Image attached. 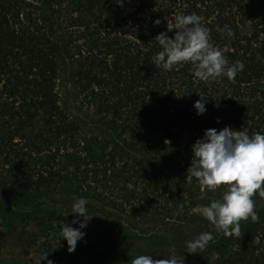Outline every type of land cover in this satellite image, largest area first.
I'll return each mask as SVG.
<instances>
[{"label":"trees","instance_id":"obj_1","mask_svg":"<svg viewBox=\"0 0 264 264\" xmlns=\"http://www.w3.org/2000/svg\"><path fill=\"white\" fill-rule=\"evenodd\" d=\"M192 13L230 64L244 63L235 79L153 64L155 37ZM225 127L264 134V0H0V254L15 244L48 254L41 264H264V197H253L259 222L228 237L198 211L227 185L184 175L195 142ZM80 198L93 218L69 253L61 229ZM206 231L214 241L187 253Z\"/></svg>","mask_w":264,"mask_h":264},{"label":"clouds","instance_id":"obj_2","mask_svg":"<svg viewBox=\"0 0 264 264\" xmlns=\"http://www.w3.org/2000/svg\"><path fill=\"white\" fill-rule=\"evenodd\" d=\"M161 20L154 21L160 25ZM176 30L174 37L168 33ZM228 37L233 32L228 25L220 29ZM210 31L202 24V17L196 13L179 15L175 23L167 24V31L155 37L161 50L152 58L153 64L164 71H179L185 64H191L194 76L203 82L216 81L227 77L235 79L244 71L242 61L229 63L225 56L227 48L213 46L210 43ZM200 99L194 104L197 115L206 113V97L199 94ZM193 160L187 169V179L199 183L209 191H215L227 185L221 198L199 209L203 218L214 226L215 231L225 236H239L240 222H259L256 204L253 197L258 193L264 197V134L249 135L247 131H236L230 127L222 130L208 129L203 138L198 139L192 148ZM88 200L80 198L72 204L70 214H77L71 224H64L61 229L63 240L67 241L68 252L76 250L79 241L84 240L89 221ZM82 218V219H81ZM78 225V227H73ZM215 239L213 232L206 231L186 242V252L198 254ZM46 254L42 260L47 259ZM41 260V261H42ZM41 264V262H40ZM47 264L54 261L47 260ZM131 264H185V260L176 254L164 259H154L153 255H139Z\"/></svg>","mask_w":264,"mask_h":264},{"label":"rangeland","instance_id":"obj_3","mask_svg":"<svg viewBox=\"0 0 264 264\" xmlns=\"http://www.w3.org/2000/svg\"><path fill=\"white\" fill-rule=\"evenodd\" d=\"M74 114H76V113H74ZM187 138L184 139V142H183L184 144L188 143ZM179 163L180 162H178L177 165H179ZM184 167H185L184 175H187V169L189 167V164L186 163L184 165ZM89 234H92L93 236L95 235L94 231L92 232V230ZM87 236H88V234H87ZM92 242H98L99 243V241H96V240H92ZM14 245L13 244L6 245V248L1 252L0 260L3 259L4 264H24L25 262H28V264H37L39 262L44 261V260H42V257H40V254L38 253L37 250H35V249L31 250L29 256H26V255H24L23 250H21L20 248H15Z\"/></svg>","mask_w":264,"mask_h":264}]
</instances>
